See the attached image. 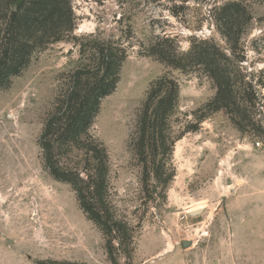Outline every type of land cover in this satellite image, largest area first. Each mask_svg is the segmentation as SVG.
Listing matches in <instances>:
<instances>
[{"label":"rangeland","instance_id":"rangeland-1","mask_svg":"<svg viewBox=\"0 0 264 264\" xmlns=\"http://www.w3.org/2000/svg\"><path fill=\"white\" fill-rule=\"evenodd\" d=\"M225 2L244 9L239 14L243 67L262 98L264 0H72L74 33L34 55L0 91V264H264V222L250 226L251 237L229 222L226 212L235 189L253 193L264 181V139L238 132L223 111L209 115L175 143L167 160L175 176L164 196L144 188L130 148L138 111L156 80L169 77L179 85L170 122L174 136L196 123L215 93L202 72L166 67L140 55L141 45L163 32L177 35L182 51L191 36L212 38L226 48L211 20ZM90 35L130 46L117 87L101 102L90 129L108 154L117 216L137 232L132 256L119 250L114 263L70 187L44 171L37 145L64 75L84 64L79 44ZM259 111L256 119L264 125V110ZM200 207L201 215L188 213ZM215 237L220 247L231 242L233 258L212 255Z\"/></svg>","mask_w":264,"mask_h":264},{"label":"trees","instance_id":"trees-1","mask_svg":"<svg viewBox=\"0 0 264 264\" xmlns=\"http://www.w3.org/2000/svg\"><path fill=\"white\" fill-rule=\"evenodd\" d=\"M241 12L244 9L239 4L225 2L211 15L226 48L212 38L191 36L189 48L182 51L178 36L163 32L146 47L141 45L140 55L182 73L202 72L215 89L196 123L174 136L170 122L178 103V83L162 77L149 87L130 139L145 189L164 196L175 176L167 165L175 143L196 132L201 121L213 113L223 111L238 132L264 139V125L256 119L261 114L259 108L264 110V97L260 98L255 85L246 80L243 67ZM75 28L72 0H0V91L9 88L34 55L70 38ZM79 46L84 64L64 75L37 145L44 171L52 180L70 187L79 209L100 231L114 263L119 250L125 249L127 258L132 256L137 232L117 216L109 193L108 154L90 129L101 102L117 87L130 46L92 35Z\"/></svg>","mask_w":264,"mask_h":264},{"label":"crops","instance_id":"crops-1","mask_svg":"<svg viewBox=\"0 0 264 264\" xmlns=\"http://www.w3.org/2000/svg\"><path fill=\"white\" fill-rule=\"evenodd\" d=\"M226 212L229 222L235 226H239L243 234H248V236L252 237L253 231L249 233L250 226L264 222V181L259 183L257 191L253 193H250V190H248V193H245L242 188L235 189L227 199ZM201 214L202 210L196 216ZM218 242L217 237L212 239V243L215 244L212 255L218 258L221 253L222 257L225 255L227 259L229 257L233 258V248L229 245L231 242L229 240L224 241L225 244L221 243V247Z\"/></svg>","mask_w":264,"mask_h":264},{"label":"water","instance_id":"water-1","mask_svg":"<svg viewBox=\"0 0 264 264\" xmlns=\"http://www.w3.org/2000/svg\"><path fill=\"white\" fill-rule=\"evenodd\" d=\"M199 213H200V211L195 212V213H191L190 215H192V216H196V215H198ZM187 245H188V243H186V242L183 243V246H184V247L187 246Z\"/></svg>","mask_w":264,"mask_h":264},{"label":"bare ground","instance_id":"bare-ground-1","mask_svg":"<svg viewBox=\"0 0 264 264\" xmlns=\"http://www.w3.org/2000/svg\"><path fill=\"white\" fill-rule=\"evenodd\" d=\"M200 210H201V207H200V208H197V209L195 208V210H194V209H192V210H189V211H188V213H190V214H191V213L198 212V211H200Z\"/></svg>","mask_w":264,"mask_h":264}]
</instances>
